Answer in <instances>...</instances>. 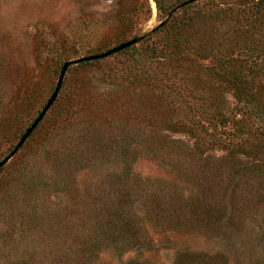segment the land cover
<instances>
[{"label": "rangeland", "instance_id": "rangeland-1", "mask_svg": "<svg viewBox=\"0 0 264 264\" xmlns=\"http://www.w3.org/2000/svg\"><path fill=\"white\" fill-rule=\"evenodd\" d=\"M134 38L0 168V264H264V0H0V162Z\"/></svg>", "mask_w": 264, "mask_h": 264}, {"label": "water", "instance_id": "water-1", "mask_svg": "<svg viewBox=\"0 0 264 264\" xmlns=\"http://www.w3.org/2000/svg\"><path fill=\"white\" fill-rule=\"evenodd\" d=\"M139 41L138 38H134L130 41H127L117 47H114L113 49L101 53V54H96V55H90V56H86L77 60H73V61H68L66 62L62 69H61V73H60V77L56 86V89L54 91V93L52 94L51 98L49 99V101L47 102L46 106L44 107V109L42 110V112L40 113V115L38 116V118L34 121V123L31 125V127L26 131V133L23 135V137L21 138V140L19 141V143L17 144V146L15 147V149L3 160L0 162V168H2L3 166H5L9 160L21 149V147L24 145V143L26 142V140L31 136V134L34 132V130L38 127V125L41 123V121L44 119L46 113L49 111V109L52 107V105L54 104V102L56 101L59 92L62 88V84L65 78V75L68 71V69L75 64H80V63H84V62H89V61H95V60H100V59H104L107 58L111 55H114L118 52H121L125 49L130 48L131 46L137 44Z\"/></svg>", "mask_w": 264, "mask_h": 264}, {"label": "trees", "instance_id": "trees-1", "mask_svg": "<svg viewBox=\"0 0 264 264\" xmlns=\"http://www.w3.org/2000/svg\"><path fill=\"white\" fill-rule=\"evenodd\" d=\"M239 92L243 93L245 98H247V102L249 103L251 100L254 103L252 105V111L255 112L256 115L259 116V127L263 128L262 131H260L258 128H256V131L260 134L264 135V105L260 101H256L254 94L251 93H245V91L239 89ZM211 109V108H210ZM209 109V116L212 120H220L222 122H225L228 120V115L226 114L225 110L221 106H217L214 109ZM238 123H242L238 129L239 132H241L242 128L244 127V122L241 121V119H234L233 120V126H237Z\"/></svg>", "mask_w": 264, "mask_h": 264}]
</instances>
